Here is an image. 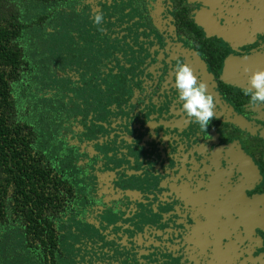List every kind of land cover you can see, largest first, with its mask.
Returning <instances> with one entry per match:
<instances>
[{
	"label": "flooded vegetation",
	"instance_id": "obj_1",
	"mask_svg": "<svg viewBox=\"0 0 264 264\" xmlns=\"http://www.w3.org/2000/svg\"><path fill=\"white\" fill-rule=\"evenodd\" d=\"M108 2L93 13L100 26L59 33L62 86L51 81L53 107L32 106L61 190L59 259L80 245L90 264H264V105L243 94L264 70V0ZM178 60L215 97L207 131L178 100ZM101 109L104 128H89ZM49 128L59 159L86 157L76 163L86 182L55 168Z\"/></svg>",
	"mask_w": 264,
	"mask_h": 264
},
{
	"label": "trees",
	"instance_id": "obj_2",
	"mask_svg": "<svg viewBox=\"0 0 264 264\" xmlns=\"http://www.w3.org/2000/svg\"><path fill=\"white\" fill-rule=\"evenodd\" d=\"M55 1L0 0V264L59 262V179L36 147L40 127L31 119L40 120L32 106L44 98L54 106L53 83L43 80L40 68L48 45L31 30V23L46 25L48 18L28 19Z\"/></svg>",
	"mask_w": 264,
	"mask_h": 264
},
{
	"label": "rangeland",
	"instance_id": "obj_3",
	"mask_svg": "<svg viewBox=\"0 0 264 264\" xmlns=\"http://www.w3.org/2000/svg\"><path fill=\"white\" fill-rule=\"evenodd\" d=\"M57 1L52 2L51 4H46L43 8L38 10L39 12H35L36 15L28 18L30 23L33 22L37 16L40 13H43L45 16H49V19L46 22V25L38 26L37 24L31 23L32 27L31 30L32 33H40L42 36L41 40L43 42H47L48 45L47 50L48 56L40 60V68L44 70V77L52 82L54 84H59L60 88L62 86V82L60 81L61 78L58 79V75H54L55 73L52 71L53 64L58 62V60H55L52 58V55H54L55 51H57L58 54L61 52L62 43H67L68 41H63L61 43V38L59 36V33L63 30H66V34H69L67 31H71L72 27L74 26L80 31H83L85 33L86 31L90 30L91 27L93 29L95 28V24L93 23V13H95L96 7H100L101 11H105V7H109L108 0H88L86 3L84 0H73L71 5H65L59 9L56 8ZM49 13H55V14H49ZM91 16V17H90ZM46 31V33L44 32ZM72 39V37L70 36ZM89 49L87 51V54H89ZM59 56V55H58ZM57 61V62H56ZM55 64V65H56ZM71 90L66 89V94L64 95V99L71 98ZM87 96H97L95 94L94 90H87L86 93ZM62 94L59 96L57 95L56 102H61ZM97 99L100 100L101 97L97 96ZM105 105V104H104ZM103 105V106H104ZM102 105H96V108L103 107ZM72 108V107H71ZM56 113V112H55ZM97 117L91 118L88 120V127L94 126L96 128H104L105 121L103 120L105 116L109 113V111L101 109L96 112ZM42 122V121H40ZM47 126H45L46 128ZM93 147L96 149V146L98 145L97 142H94ZM99 146V145H98ZM42 147L45 151L48 152V155L52 159L53 162H56L54 164L55 168H58V161H61V166H63V169L60 171H66L69 172V177L74 180V183L76 182H86L84 178H78L82 174V170L78 169L76 167V163L78 161L84 160L86 157L78 156L77 158H71V155L66 156L63 159H59L60 154V148L58 145L54 143V138L51 132L46 133L45 138L43 139ZM100 147V146H99ZM73 224V223H72ZM69 226V221L65 222V227ZM75 227V226H74ZM65 229V228H64ZM63 229V230H64ZM75 244H79L78 241H75ZM71 246V245H70ZM87 251V248L80 247L78 245V251L75 252V255L73 257H63L59 259L60 264H90L91 259L85 258L84 255Z\"/></svg>",
	"mask_w": 264,
	"mask_h": 264
},
{
	"label": "clouds",
	"instance_id": "obj_4",
	"mask_svg": "<svg viewBox=\"0 0 264 264\" xmlns=\"http://www.w3.org/2000/svg\"><path fill=\"white\" fill-rule=\"evenodd\" d=\"M103 22V13L93 15L95 25L100 26ZM98 30L103 31V28ZM248 71L245 69V72ZM174 85L186 116L194 120L201 130L207 131L210 122L216 117L215 97L208 91V85L194 75L193 69L187 63L179 60L175 65ZM243 94L250 98L251 106L264 105V70L253 72Z\"/></svg>",
	"mask_w": 264,
	"mask_h": 264
}]
</instances>
